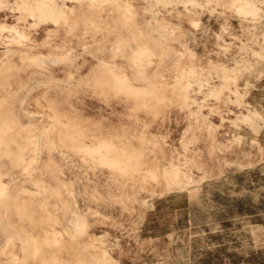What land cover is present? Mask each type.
Masks as SVG:
<instances>
[{
  "label": "rangeland",
  "instance_id": "rangeland-1",
  "mask_svg": "<svg viewBox=\"0 0 264 264\" xmlns=\"http://www.w3.org/2000/svg\"><path fill=\"white\" fill-rule=\"evenodd\" d=\"M43 1L0 0V264L264 255V0Z\"/></svg>",
  "mask_w": 264,
  "mask_h": 264
},
{
  "label": "crops",
  "instance_id": "crops-1",
  "mask_svg": "<svg viewBox=\"0 0 264 264\" xmlns=\"http://www.w3.org/2000/svg\"><path fill=\"white\" fill-rule=\"evenodd\" d=\"M213 200L214 202H217L218 206H221V200L225 199V198H230L229 200V205L228 206H221V207H216V208H212L210 211L205 212V215H210L212 214L213 216H215L216 220H221L223 219L221 216L224 215V219L225 218H236V216H249L252 215L254 213V211L251 210L250 207H247V204L244 206L243 210H238V208L236 206V202L231 203L235 200L238 199H243L245 202H249L251 203L252 198L249 197L247 198L245 195L244 197H240L237 198L238 195H232L230 197H226L224 196V194H222V192L218 191V192H214L213 193ZM207 220L209 218H206ZM229 220L226 222L225 220H223L224 225H222V228L228 229L229 231L231 230V227L234 226V223L232 224L231 222L228 223ZM196 225V224H195ZM221 228V224H218ZM262 226H264V224H261ZM198 228V226H197ZM233 228V227H232ZM235 228V227H234ZM203 230H210V228L208 227H203ZM229 250L227 252H223L222 250L211 254L210 253H206L203 254L202 256L200 254L197 255H190L187 258H185L183 255V257H180V262L181 264L184 263H188V264H264V255L261 253H256L254 254L252 251H250L249 253H237L236 250H232L231 248L233 247V245H235L236 247L238 246V242H234L233 239H236L235 237H231V234L229 233ZM224 240V239H223ZM216 241H218L216 239ZM221 241V240H219ZM234 246V247H235ZM194 256V257H193ZM189 258V259H188ZM116 259L118 260L119 264H135V259H130L127 258L126 260L124 259H120L119 256L116 257ZM185 259V260H184ZM183 260V261H182ZM190 262V263H189ZM196 262V263H195Z\"/></svg>",
  "mask_w": 264,
  "mask_h": 264
},
{
  "label": "bare ground",
  "instance_id": "bare-ground-1",
  "mask_svg": "<svg viewBox=\"0 0 264 264\" xmlns=\"http://www.w3.org/2000/svg\"><path fill=\"white\" fill-rule=\"evenodd\" d=\"M68 7V5L67 4H65L64 2H60L59 0L57 1V0H44L42 3H41V9H42V14H44L45 16H48V17H50L51 19H54V20H56L57 18H60V16L61 15H64V14H66V8ZM251 13H254V12H256V10H257V7L255 6V5H250V7H249V9H248ZM130 11V10H129ZM129 14H131V13H129ZM132 16V15H131ZM130 16V17H131ZM129 17V16H128ZM130 17H129V19H130ZM121 18V17H120ZM133 19V18H132ZM131 20V19H130ZM120 21V20H119ZM191 22V21H190ZM195 22V21H194ZM196 25L197 24H195L194 23V25L193 26H195L196 27ZM1 28H5V26H1ZM256 30V29H255ZM6 31V30H5ZM10 33V32H9ZM140 37V36H139ZM142 37V36H141ZM140 37V38H141ZM161 37H163V36H161ZM184 37V36H183ZM142 44V43H141ZM244 46V45H243ZM246 47V46H245ZM250 50V49H249ZM246 51V50H245ZM249 52V51H248ZM225 54V53H224ZM69 55V54H68ZM146 55V54H145ZM143 56V58L144 57H146L147 58V56ZM163 55V54H162ZM56 60V59H55ZM244 60V59H243ZM59 61H60V59H59ZM52 62H53V60H52ZM58 62V61H57ZM56 62V63H57ZM62 62V61H61ZM236 62H237V60H236ZM39 63V62H38ZM37 64V63H36ZM40 64V63H39ZM38 64V65H39ZM147 64V63H146ZM41 65V64H40ZM57 65V64H56ZM39 69V68H38ZM204 72V71H203ZM245 73V72H244ZM144 78V77H143ZM120 79V78H119ZM123 79V78H122ZM228 79V78H227ZM127 80V79H126ZM249 80V79H248ZM109 81V80H108ZM254 85V84H253ZM228 89V88H227ZM128 94V93H127ZM131 94V93H130ZM181 95V94H180ZM179 96V95H178ZM220 100V99H219ZM169 101V100H168ZM262 111V110H261ZM254 115H261V113H260V111H258V110H251L250 112H249V115H247L246 116V118H251L252 116H254ZM206 119V118H205ZM12 120V119H11ZM207 120V119H206ZM205 120V121H206ZM15 123V122H14ZM18 123V122H17ZM9 124H10V122H9ZM20 124V123H19ZM7 125V124H6ZM5 125V126H6ZM24 128V127H23ZM50 130V129H49ZM48 130V131H49ZM257 130V129H256ZM16 132V131H15ZM47 132V131H46ZM2 134V133H1ZM91 144V143H90ZM259 148V147H258ZM250 150V149H249ZM20 154V153H19ZM21 163V162H20ZM263 169V172H264V167L262 168ZM258 170V169H257ZM254 172V171H253ZM261 174V173H260ZM211 176V175H210ZM188 178V177H187ZM190 178V177H189ZM188 178V179H189ZM224 179H226V178H224ZM187 181V180H186ZM217 182V181H216ZM225 182V181H224ZM215 183V182H214ZM184 186V185H183ZM261 190V189H260ZM59 193V192H58ZM262 193V192H261ZM209 201V200H208ZM46 203H48V202H46ZM197 206V205H196ZM57 211V210H56ZM208 216H210V215H208ZM65 218V217H64ZM72 220V219H71ZM79 221V220H78ZM82 222V221H81ZM244 222V221H243ZM68 223H70V222H68ZM79 223L77 222V225H78ZM77 225H75V226H77ZM74 226V225H73ZM74 226V227H75ZM79 226H80V224H79ZM78 226V227H79ZM206 226V225H205ZM204 226V227H205ZM235 226V225H234ZM242 226V225H241ZM240 226V227H241ZM78 227H76V228H78ZM207 227V226H206ZM250 227V226H249ZM81 228V227H80ZM82 229V228H81ZM245 229V228H244ZM247 229V228H246ZM77 230V232H78V229H76ZM199 231H200V229H199ZM243 231V230H242ZM86 233V232H85ZM238 233V232H237ZM249 233V232H248ZM253 233H255L256 234V232H253ZM81 235V234H80ZM84 235V234H83ZM236 235V234H235ZM240 235V234H239ZM205 236V235H204ZM203 236V237H204ZM222 236H223V234H222ZM250 236V235H249ZM242 237V236H241ZM81 238V237H80ZM46 241H47V239H45ZM201 240V239H200ZM237 240V239H236ZM253 240V239H252ZM208 242V241H207ZM210 243V242H209ZM10 244H12V243H10ZM211 244V243H210ZM213 245V244H212ZM80 247V246H79ZM78 247V249H80ZM85 247V246H84ZM93 247H94V244H93ZM204 247V246H203ZM22 248V247H21ZM89 248H92L91 247V245H90V247H88L87 249H89ZM202 248V247H201ZM220 248V247H219ZM82 249H83V247H82ZM86 249V248H85ZM84 249V251H86ZM59 250V249H58ZM91 250V249H90ZM189 250V249H188ZM61 251V250H60ZM77 251V250H76ZM83 251V250H82ZM89 251V250H88ZM181 251V250H180ZM193 252H195V251H193ZM87 253V252H86ZM181 253H183V252H181ZM186 254H187V252H185ZM189 253V252H188ZM205 253V252H204ZM150 254V253H149ZM179 254V253H178ZM180 256V255H179ZM181 257H183L182 255H181ZM186 257V256H185ZM194 257V256H193ZM105 258V257H104ZM189 259V258H188ZM113 260L114 261H116V262H118V260L116 259V258H114L113 257ZM185 260V259H184ZM84 261V260H83ZM176 261H177V259H176ZM183 261V260H182ZM173 262V261H172ZM165 263H167V262H165ZM181 263V262H180ZM190 263V262H189ZM196 263V262H195ZM157 264H164V262L161 260V263H157ZM185 264V263H184ZM194 264V263H193ZM197 264V263H196Z\"/></svg>",
  "mask_w": 264,
  "mask_h": 264
}]
</instances>
